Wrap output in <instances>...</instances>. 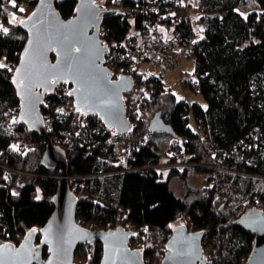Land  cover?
Segmentation results:
<instances>
[{"label": "trees", "instance_id": "1", "mask_svg": "<svg viewBox=\"0 0 264 264\" xmlns=\"http://www.w3.org/2000/svg\"><path fill=\"white\" fill-rule=\"evenodd\" d=\"M77 1L56 0V6L64 18H69L75 14ZM144 1L106 0L104 4L108 9L104 12L101 34L110 47L106 63L115 77L130 73L136 81H143L142 72L133 68V48L137 34L144 28L165 24L169 29L174 25L172 37L181 45L193 36L190 23L151 12L144 8ZM245 1L199 0L203 5L199 17L202 34L190 54L196 60V77L185 79L184 87L201 92L207 104L179 99L157 75L153 79L149 116L114 142L109 134L79 132L84 124L100 123L97 114L76 109L67 113L57 111L68 95L70 83H64L62 91L53 90L45 97L41 111L46 134L28 130L19 120L13 124L4 122L8 112L20 109L13 75L27 40V33L20 22H13L12 16L20 14L22 20L38 0H0V23L9 30L7 34L0 31V62L7 65L0 68V166L47 175L20 180L0 167V210L5 225L2 236L18 245L20 234L40 228L52 215L60 178L49 175L63 174L59 166L48 168L42 164L43 154L52 141L66 153L69 176L117 171L104 178L70 180L72 191L79 198L80 225L108 229L123 224L133 230L130 244L141 249L146 264H154L166 252L173 223L183 217L189 230L205 231V264H244L253 250L256 234L236 220L252 205L264 209V158L252 165L228 161L235 174H222L212 180L208 166L214 158L203 146L197 124L203 127L219 156L235 148L242 150V142L252 141L256 131L264 133V0H254L255 8L243 12ZM132 28L137 34L132 33ZM159 111L176 131L175 136L169 135L164 153L152 146V139H146L147 133L152 135L150 121ZM118 145L126 147L123 155H118ZM176 146L181 156L188 152L185 159L200 165L144 168L150 160L175 158L171 153ZM192 167L207 171L204 184L189 183ZM174 177L187 183L184 195L174 191ZM40 237L37 233V241ZM102 252L100 242L80 244L75 260L79 264H99ZM47 254L44 248V255Z\"/></svg>", "mask_w": 264, "mask_h": 264}, {"label": "water", "instance_id": "2", "mask_svg": "<svg viewBox=\"0 0 264 264\" xmlns=\"http://www.w3.org/2000/svg\"><path fill=\"white\" fill-rule=\"evenodd\" d=\"M107 9L95 0H78L75 14L64 18L56 0H38L22 18L19 26L27 33V40L13 79L20 99L19 119L28 130L48 132L41 106L46 95L60 83L72 85L69 92H73L81 112L97 114L122 134L133 129L124 93L134 86L135 78L130 73L114 77L113 69L106 63L110 47L102 38L101 24ZM77 47L80 52H75ZM61 76L67 82L60 79L51 83ZM149 130L176 135L160 111L151 119ZM42 164L48 168L59 166L63 172L54 196L55 209L45 224L28 231L18 245L12 241L0 244L3 264H79L75 260L76 250L87 242L102 244L99 264H146L141 249L130 244L132 229L123 224L91 229L78 223L79 198L72 191L67 176L68 158L62 148L50 141ZM236 223L256 234L253 250L244 264H264V209L250 207ZM175 227L166 242L167 251L157 264H205V231L189 230L186 224ZM37 233L41 235L40 241L36 239Z\"/></svg>", "mask_w": 264, "mask_h": 264}, {"label": "built area", "instance_id": "3", "mask_svg": "<svg viewBox=\"0 0 264 264\" xmlns=\"http://www.w3.org/2000/svg\"><path fill=\"white\" fill-rule=\"evenodd\" d=\"M144 8L150 10L151 12L159 13L162 12L166 18H175L180 22L190 23L192 17V9H196L202 12L203 5L202 3H198L197 6H194L191 0H145ZM25 6H28V2L24 3ZM161 24H154L147 28H144L141 33V50L143 51L142 56L147 58V62L153 61L158 57H163L169 64L171 65H180L182 61L189 57L192 51L193 46L197 43L198 37L196 30L192 26L193 36L185 43L178 44L177 40L172 36L162 34L159 26ZM3 27L0 23V31H2ZM4 34V33H3ZM133 68H140V64L133 65ZM158 75V73L152 70L149 74H144L142 72L143 81L134 82V86L125 91L124 99L127 117L130 119L133 127L138 124L141 120L149 116V103L153 94V79ZM114 76V75H113ZM183 72H181L182 84L184 86L185 77L183 78ZM115 77V76H114ZM118 77V76H116ZM64 83L58 84L54 90L62 91L64 89ZM66 89V88H65ZM60 109H63L64 113L69 112L72 109H76L77 107L74 102V97L72 95H65L63 97V101L60 105ZM20 109L17 110L13 108L10 112H8L7 118L4 119L5 123L13 124L14 121L19 119ZM14 118V119H12ZM83 132L84 134H90L91 132H99L102 135L109 134L110 139L114 142H118L120 140V135L122 133L118 132L114 127L107 125L101 119L100 123H95L92 125L84 124L79 129V132ZM197 131L200 135L202 144L205 148L212 152V156L214 158V163L209 165L208 167L212 169L211 176L212 180H216L222 174H235V170L232 165L228 161H236L238 162H246L250 165L256 164L257 160L260 158H264V133L261 130H258L254 133L252 137V141H243L242 142V150L239 148H235L231 152H226L223 155H218V152L213 148V145L209 138L207 137L206 132L200 124H197ZM147 141L152 139L151 133L146 134ZM186 138L183 139L185 141ZM154 146V143L152 144ZM126 151V147H121L118 145L117 153L118 155H123ZM185 155L181 156V152L178 147H174L172 149L171 155L175 158L171 159L169 156L163 158V160L155 162L149 161L145 164L144 168L148 170L153 169H162V168H170V167H186L191 165H200L196 162H190L188 159H185L189 156L188 152H184ZM3 168V171L8 174H13L18 176L21 179H37L40 177L47 176L38 171H31L21 168H13L9 166H0ZM117 171H99L93 172L86 175H73L68 176L69 181L71 179H85V178H104L105 176L116 173ZM50 177L62 178V175H49ZM249 204V200L245 201V205ZM258 205H252L250 207H254ZM249 207V208H250ZM3 212L0 210V244L6 241H11L7 238H4L2 234L5 232V225L2 220ZM24 235L20 234V241ZM206 240V235L204 238V242ZM205 250V248H204Z\"/></svg>", "mask_w": 264, "mask_h": 264}, {"label": "rangeland", "instance_id": "4", "mask_svg": "<svg viewBox=\"0 0 264 264\" xmlns=\"http://www.w3.org/2000/svg\"><path fill=\"white\" fill-rule=\"evenodd\" d=\"M95 1L105 6L104 4L106 3V0H95ZM191 1L194 6H197V4L199 3V0H191ZM110 6H114V5L110 4ZM253 8H255L254 0H246L241 10L243 12H246ZM201 14H202L201 11H198L194 8L192 9L191 25L197 31V37H200L202 34L203 23L199 19ZM13 17H15V22L18 23L21 21L20 14H13L12 19ZM159 29L161 30L162 34L173 36L174 25L170 26L168 29V27L165 24H161L159 26ZM132 33L137 34L135 28H132ZM142 53L143 51L141 50V34H137V38L134 41L133 54L136 57V61H134V65L138 63L140 64V68H139L140 72H143L144 74H149L152 70H154L158 73L159 76L162 77L166 86L169 89H171V91L174 92L179 99L185 98L187 101L190 102H199L204 105L207 104V101L201 92L192 89H187L182 84L181 72H183L184 75L183 78L185 77V79L187 80L189 79L192 80L196 77L195 75L196 60L194 57L189 56L185 58L180 65H171L163 57H158L153 61L147 62L148 57L144 58L142 56ZM169 139H170L169 134L167 133L152 132V140L154 141L153 143L155 145V148L161 153H164L165 150L167 149V144ZM206 174L207 171L192 167V169L189 172L188 181L193 185L204 184L206 182L204 180ZM171 183L174 191L178 195H184V193L187 191V183L184 180L180 179L179 177H174ZM182 224H186V221L183 217L177 219L173 223V227L174 229H176L175 226H179ZM133 247H137V246H133ZM164 255L165 254H163V256L160 258V261L162 260ZM160 261H156V263L154 264H157Z\"/></svg>", "mask_w": 264, "mask_h": 264}, {"label": "snow or ice", "instance_id": "5", "mask_svg": "<svg viewBox=\"0 0 264 264\" xmlns=\"http://www.w3.org/2000/svg\"><path fill=\"white\" fill-rule=\"evenodd\" d=\"M13 3H14V0H13ZM19 11H21V12H23L24 11V9L23 8H20L19 9ZM33 15H35V13L33 14ZM13 22H15V17H13ZM20 23H23V21H20ZM2 31H3V33H5V34H7L8 33V29L7 28H3L2 29ZM75 50V52H80L81 51V49L80 48H75L74 49ZM7 67V65H5L4 63H2V62H0V68H6ZM9 71H11V69H9ZM18 72H19V69L17 70ZM60 79H64L65 80V82H67V80L64 78V77H58L57 79H53V80H51V83H53V84H55V83H57ZM21 83H23V81H21ZM68 95H73V92H68L67 93ZM57 111H63V109H58ZM77 111H80V108L79 107H77ZM16 146H13V148H15ZM32 231H35V229H33ZM0 264H3V260H0Z\"/></svg>", "mask_w": 264, "mask_h": 264}]
</instances>
